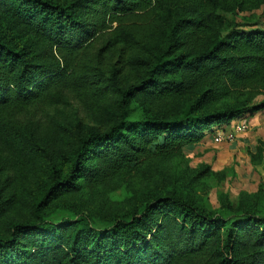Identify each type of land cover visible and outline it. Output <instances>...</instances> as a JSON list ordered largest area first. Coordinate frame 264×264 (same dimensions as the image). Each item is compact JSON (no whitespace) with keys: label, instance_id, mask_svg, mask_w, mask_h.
<instances>
[{"label":"trees","instance_id":"16d2710c","mask_svg":"<svg viewBox=\"0 0 264 264\" xmlns=\"http://www.w3.org/2000/svg\"><path fill=\"white\" fill-rule=\"evenodd\" d=\"M259 9L264 0H0V173L12 158L49 160L28 217L0 228V264H264V200L250 195L211 208L170 186L100 224L49 215L59 195L182 157L206 131L264 110ZM140 100L169 111L137 117ZM72 101L96 122L78 117L56 163L30 116ZM9 186L0 179V218Z\"/></svg>","mask_w":264,"mask_h":264},{"label":"rangeland","instance_id":"374dc122","mask_svg":"<svg viewBox=\"0 0 264 264\" xmlns=\"http://www.w3.org/2000/svg\"><path fill=\"white\" fill-rule=\"evenodd\" d=\"M256 15L260 23L258 27L264 28V9L257 10ZM232 19L243 29H249L248 21L251 20L245 14ZM261 100H264V95L257 99ZM143 101L134 103L137 117L144 116L148 110L153 113L169 111L166 104ZM80 116L84 118L83 127L96 122L86 117L83 107L76 101L38 108L30 116L42 134L41 143L47 146L56 163L61 162V152L71 145L73 138L70 131H73ZM239 121L246 126L242 131H236L232 139L227 137L221 142L215 141L218 133H225V137L233 133L237 123H240L238 120L217 127L213 132L206 131L205 138L186 147L182 157L152 161L141 166L133 177H118L98 186L85 184L77 192L59 195L49 209L50 218L61 220L85 213L100 224L114 213L137 209L150 201L160 187L170 186L211 208H219L226 198L235 207L241 200L247 199V195L252 201L264 200V110ZM9 162L11 164L3 163L0 179L8 178L10 186L5 195L13 197L14 205L1 216L0 228L5 220L27 218L29 201L48 181L49 160L46 155L24 160L12 158ZM206 168L209 169L205 172ZM0 233L4 235L6 231L1 230Z\"/></svg>","mask_w":264,"mask_h":264},{"label":"built area","instance_id":"2783aa9c","mask_svg":"<svg viewBox=\"0 0 264 264\" xmlns=\"http://www.w3.org/2000/svg\"><path fill=\"white\" fill-rule=\"evenodd\" d=\"M239 120H243V118L239 119ZM239 120H238V122H240V123H237V125H236V127L234 129L235 131L233 133H230V134L226 135V137H225V133H218L216 135L215 141L216 142H221V141H223V139H225L227 137L232 139L233 137H235V132L236 131H242L245 128L246 124L245 123L242 124L241 121H239Z\"/></svg>","mask_w":264,"mask_h":264},{"label":"crops","instance_id":"0c3cea01","mask_svg":"<svg viewBox=\"0 0 264 264\" xmlns=\"http://www.w3.org/2000/svg\"><path fill=\"white\" fill-rule=\"evenodd\" d=\"M225 126V125H224ZM225 128V127H224ZM226 129H224V131H225Z\"/></svg>","mask_w":264,"mask_h":264}]
</instances>
